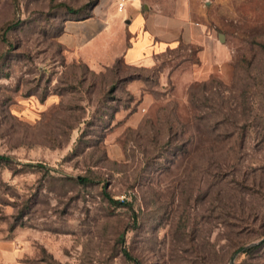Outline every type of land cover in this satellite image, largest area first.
I'll return each instance as SVG.
<instances>
[{
  "label": "rangeland",
  "instance_id": "obj_1",
  "mask_svg": "<svg viewBox=\"0 0 264 264\" xmlns=\"http://www.w3.org/2000/svg\"><path fill=\"white\" fill-rule=\"evenodd\" d=\"M87 1L0 0V264H264V0L196 1L194 80L63 46Z\"/></svg>",
  "mask_w": 264,
  "mask_h": 264
},
{
  "label": "crops",
  "instance_id": "obj_2",
  "mask_svg": "<svg viewBox=\"0 0 264 264\" xmlns=\"http://www.w3.org/2000/svg\"><path fill=\"white\" fill-rule=\"evenodd\" d=\"M119 1L124 2L121 9ZM196 1L94 0L88 14L72 13L64 20L58 39L87 61L109 62L115 57L110 52L119 46L127 63L146 65L181 44L192 45L197 58L186 77L202 78L224 59V50L200 19Z\"/></svg>",
  "mask_w": 264,
  "mask_h": 264
},
{
  "label": "trees",
  "instance_id": "obj_3",
  "mask_svg": "<svg viewBox=\"0 0 264 264\" xmlns=\"http://www.w3.org/2000/svg\"><path fill=\"white\" fill-rule=\"evenodd\" d=\"M94 2V0H88L84 5L80 6V10L78 9H72L71 10V14H76V15H86L88 14V8L90 7V5ZM83 11V12H81ZM0 159H4V156L2 154H0ZM80 179H82V177H80ZM126 255H129L128 252H126Z\"/></svg>",
  "mask_w": 264,
  "mask_h": 264
},
{
  "label": "built area",
  "instance_id": "obj_4",
  "mask_svg": "<svg viewBox=\"0 0 264 264\" xmlns=\"http://www.w3.org/2000/svg\"><path fill=\"white\" fill-rule=\"evenodd\" d=\"M123 5H124V2H123V1H119V2H118V8L121 9V8L123 7Z\"/></svg>",
  "mask_w": 264,
  "mask_h": 264
},
{
  "label": "water",
  "instance_id": "obj_5",
  "mask_svg": "<svg viewBox=\"0 0 264 264\" xmlns=\"http://www.w3.org/2000/svg\"><path fill=\"white\" fill-rule=\"evenodd\" d=\"M220 35V38H222V34H219ZM264 239V238H263ZM262 240V239H261ZM241 249V248H240ZM232 259H233V256H231V258H230V261H232ZM228 264H230V262L228 263Z\"/></svg>",
  "mask_w": 264,
  "mask_h": 264
}]
</instances>
